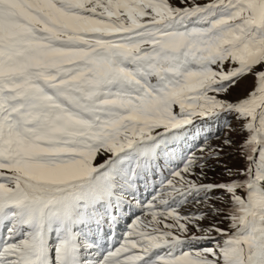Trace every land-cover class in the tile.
I'll return each mask as SVG.
<instances>
[{
    "label": "snow or ice",
    "instance_id": "snow-or-ice-1",
    "mask_svg": "<svg viewBox=\"0 0 264 264\" xmlns=\"http://www.w3.org/2000/svg\"><path fill=\"white\" fill-rule=\"evenodd\" d=\"M0 264H264V0H0Z\"/></svg>",
    "mask_w": 264,
    "mask_h": 264
},
{
    "label": "rangeland",
    "instance_id": "rangeland-1",
    "mask_svg": "<svg viewBox=\"0 0 264 264\" xmlns=\"http://www.w3.org/2000/svg\"><path fill=\"white\" fill-rule=\"evenodd\" d=\"M252 86V78L247 77L242 80L234 89L231 90V94L228 97L229 99H235L238 96H241L245 93L246 90L250 89ZM231 119V117H229ZM197 124H201L200 121H197ZM225 121L223 119L217 121H209L207 122V126L205 127V131L208 133L209 143L213 146L222 144V141L227 136L228 138L232 139L234 142L240 139L239 135L236 132H229L227 128L224 126ZM232 126L235 127V121L232 120ZM201 143L203 140L201 139ZM226 153H233L231 156L225 155L224 160L222 163H227L230 167H239L240 161L238 155L234 153L233 149H225ZM103 161V158L100 157L97 160V163ZM221 169L219 167L216 168V171H209L208 176L210 181H219L222 179L220 175ZM127 211V210H126ZM136 214H139V211H136ZM131 215L125 216L120 225L118 226V230H125L126 224L131 223Z\"/></svg>",
    "mask_w": 264,
    "mask_h": 264
}]
</instances>
